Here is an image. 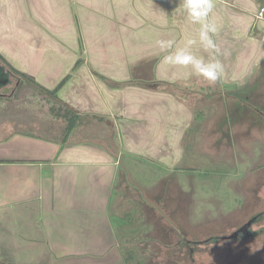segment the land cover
I'll use <instances>...</instances> for the list:
<instances>
[{
    "label": "crops",
    "instance_id": "obj_1",
    "mask_svg": "<svg viewBox=\"0 0 264 264\" xmlns=\"http://www.w3.org/2000/svg\"><path fill=\"white\" fill-rule=\"evenodd\" d=\"M38 1L40 0H30V11L25 7L20 9L18 29L10 24L11 20L0 14V38L3 37L4 41L15 40L14 47L7 46L8 49L3 50L0 46V55L15 69L31 76L37 84L48 90L54 89L69 75L57 92L58 101L69 104L72 108L80 107L79 109L89 113L102 112L109 120L113 117L125 118L124 125L127 122L129 124L122 130L124 145L131 146L132 152L156 157L159 162L167 160L169 166L176 160H182L184 150L181 145L185 143L184 138L192 128V121L197 118L189 98L193 97V103L200 105L199 98L203 97L204 102H210L211 107L214 97H217L227 109L224 112H229L234 118L240 112L234 106L242 98L240 91L243 92V88L254 78L262 64L252 62L254 56L261 55L264 59V47L259 46L264 42L260 37H264V14L261 18L257 17L258 8L252 0H214V9L209 18L218 29L213 39L220 49L218 59L223 66L220 78L214 84L195 75L190 66L185 68L165 64L162 59L165 53H160L156 45L159 39H172L173 47L168 51L173 52L188 39L196 38L199 27L187 19L180 7L182 0H137L135 6L131 0L128 4L122 0H114L117 2L112 9L106 7L108 3L105 5L104 0H77L86 7L89 16L95 15L99 19L96 23L106 24L113 33L120 36V45L116 50L121 52L120 57L109 64V52L104 51L102 55L98 53L101 57L90 55L85 41L82 53L84 62L74 69L76 63L72 67L71 65L76 61L75 55L59 59L58 50L61 47L56 41L49 39L45 31L56 24L69 26V37L63 38V41H74L75 21L69 16H66L68 21L65 16L59 18L54 7H42ZM39 18L51 25L43 24V29ZM78 22L76 18V23ZM80 22L82 30L79 28L78 32L87 33L88 43L103 38V33L97 29L96 24L92 25L93 29L89 30V34L85 25L88 21L80 19ZM252 22L259 33L252 30L256 27H251ZM145 32L149 33L151 41L138 42L140 35ZM228 49L234 51L230 52ZM238 49L241 53L242 50L245 52L247 62L241 59L235 64L232 59L228 66L224 64L222 57L227 53L237 56ZM191 51L206 61L213 55L199 44L194 45ZM57 59L63 62L62 69L58 66ZM68 60L70 61L66 63ZM107 63L110 66L102 71ZM263 68L260 75L264 77ZM119 70L128 73H122L121 79H115ZM105 71L112 73L106 75ZM4 73L9 77L10 74L2 69V79ZM63 75L65 76L61 78ZM97 75H105L115 79L114 81L132 82L134 85L130 86L129 91H125L126 101L124 98L117 100V95H123L122 90L112 93L106 79L91 78ZM154 78L163 82L161 90L156 85H139L142 80ZM175 86L180 88L181 95L171 89ZM34 89L37 94L49 99L51 106L54 101L57 104L56 100L43 91L36 87ZM107 96L115 101L109 112L105 102ZM216 112L212 111L205 116L208 128L210 124L207 118L212 119L213 124ZM50 113L52 114L51 111ZM222 114L224 118L228 115ZM52 115L51 118L54 116L55 119L58 117L64 120L63 117ZM28 123L14 122L13 114L0 109V264L133 262L128 260V256L133 257L135 251L131 247H138L139 241L125 240L124 230L133 232L134 229L130 227L135 221L138 223L140 217L134 220L132 216H145L150 210L135 207L123 214L116 207L110 206V200L115 202L116 194L119 195L118 204L121 203V198H126L130 204L136 202L133 197L134 189L125 187V179L118 174V147L113 148L116 152L112 153L109 151L111 147L101 141L75 139V127L67 137L63 134L61 138L48 137L38 127V123L34 126L31 122ZM223 124L227 127L226 121L223 120ZM214 128L215 131L222 129L219 128L217 119ZM195 135L197 143L200 136L197 133ZM148 223H143L146 232L144 235L149 231ZM135 230L138 236L140 229ZM143 240L149 241L148 235ZM152 245L153 242L150 246ZM159 246L166 247L162 243ZM124 247L130 249L126 250ZM152 254H155L153 250Z\"/></svg>",
    "mask_w": 264,
    "mask_h": 264
},
{
    "label": "rangeland",
    "instance_id": "obj_2",
    "mask_svg": "<svg viewBox=\"0 0 264 264\" xmlns=\"http://www.w3.org/2000/svg\"><path fill=\"white\" fill-rule=\"evenodd\" d=\"M104 1L105 5L108 3L106 7L112 9L118 0ZM122 1L130 3V0ZM131 1L134 6L137 4V0ZM252 1L258 8L257 12L260 8H264V0ZM79 2L77 0L38 1L42 7H50V5L54 7L59 18L69 16L72 21H75L74 38L76 39L70 42L63 41V38L69 37L67 33L69 26L56 24L55 27H50L51 30L45 26L46 30L48 29L45 33L49 39L56 41L61 47L58 50V58L63 59V56L72 58L75 55L76 61L71 67L77 61L78 63L84 62L82 53L86 41L90 55L100 56L99 54L109 52L108 63L113 64L112 61L120 57L121 51L116 50L120 45V36L113 33L106 24L96 23L95 21L99 19L95 15L89 16L86 7ZM23 7L30 11V0H0V14L11 20L10 24L16 26L17 29L20 24V9ZM76 18L78 23H76ZM80 19L88 21L85 25L89 34V30L93 29L92 25L96 24L97 29L102 31L103 38L88 43L87 33L78 32L79 28L82 30ZM66 21H68L67 18ZM39 22L43 29V24H50L43 18H39ZM196 26L199 27V25ZM254 26L256 25L252 22L251 27ZM252 30H255L254 33H259L257 26ZM260 37L264 40V37ZM139 39L138 42L141 43L151 41L149 33L146 32L141 34ZM14 43L15 40L6 39L4 41L3 37L0 38V46L3 50L8 49L7 46L14 47ZM259 46L263 48L264 42ZM228 51L231 52L234 49H228ZM236 55L230 56L227 53L222 57L225 60L224 64L228 66L232 59L235 60V64L241 59L247 62L243 50L242 53L239 49L236 50ZM262 58L261 55L254 56L252 62L256 61L257 64L262 62V64L258 67L254 78L243 88V92L240 91L242 98L234 103L240 112L235 114L234 118L229 112H224L227 109L217 97H214L215 103L212 101L211 107L210 102H204L203 97L199 98L200 105L193 103V97L189 98L191 107L196 110L197 118L192 121V128H194L188 130L184 138L185 143L181 145L184 150L182 160L174 161L171 166L168 165L167 160L159 162L156 157L132 152L131 146L124 145L122 130L129 124L127 122L124 125L125 118L113 117L109 120L102 112L89 113L79 109L80 107H73L75 111L80 112L73 137L95 142L101 141L104 145L111 147L109 151L112 153L116 152L113 148L118 147V174L125 179L124 186L132 187L135 191L133 195L135 203L130 204L126 198H121V203L118 204L119 195L116 194V200L114 202L111 199L110 206L116 207L123 214H126L129 208L134 209L135 207L140 210H150L148 215L132 216L134 220L140 217V221L138 223L135 221V224L130 227L134 229L133 232L128 233L124 230L125 240L139 241L138 247H131L132 251H135L133 257L128 256V260H133V262L126 264H264V77L260 75L264 66ZM57 61L62 69L63 62L58 59ZM108 63L102 71L110 66ZM3 68L8 73L7 67ZM123 71L119 70L115 79H121L125 74ZM105 73L109 75L112 72L105 71ZM91 78L104 81L106 79L109 90H113L112 93L122 90L123 95H117V100L124 98L126 101L125 91H129L130 86L134 85L131 82L133 80L130 81L131 83L114 81L115 79H110L105 75ZM154 79L142 80L139 85L141 87L156 85L161 90L163 82ZM5 82L0 83V109L3 108L13 114L14 122H31L33 126L38 123V127L45 131V136L61 138L66 122L58 117L55 119L50 113L49 99L37 94L33 86L19 83V80L11 74L5 77ZM171 89L178 92L177 95H181L178 86ZM105 102L107 112L112 111L114 99L107 96ZM186 102L189 104L188 101ZM210 110L217 112L214 115L213 124L212 119L207 118L210 124L208 128L204 118L212 112ZM222 113H228V115L224 118ZM171 114L174 116V113ZM216 119L219 128H222L219 131H215L214 128ZM171 120L173 121L172 118ZM223 120L226 121L227 127H224ZM196 133L200 136L197 143ZM145 204L147 206H144ZM250 217L259 219L251 226L254 237L244 236L230 239V234L235 228ZM144 218L147 223L149 221L147 232L149 241L146 242L143 240L147 238V235H144L146 234L145 226H143ZM150 226H152L151 230ZM137 228L140 229L138 236L135 230ZM184 240H190V242L185 245ZM152 242L153 247L150 246ZM161 243L166 247H160ZM124 248L130 249L129 247Z\"/></svg>",
    "mask_w": 264,
    "mask_h": 264
},
{
    "label": "clouds",
    "instance_id": "obj_3",
    "mask_svg": "<svg viewBox=\"0 0 264 264\" xmlns=\"http://www.w3.org/2000/svg\"><path fill=\"white\" fill-rule=\"evenodd\" d=\"M181 9L186 13L187 19L195 25H199L196 38L188 39L182 47L175 51L168 50L173 47L172 39H159L156 45L163 55V62L170 66L191 67L192 72L204 78L210 84H214L223 71V66L218 59L220 49L213 39L218 29L209 17L214 9V0H182ZM199 44L206 51H211L213 55L209 60L198 58L191 51L194 45Z\"/></svg>",
    "mask_w": 264,
    "mask_h": 264
},
{
    "label": "trees",
    "instance_id": "obj_4",
    "mask_svg": "<svg viewBox=\"0 0 264 264\" xmlns=\"http://www.w3.org/2000/svg\"><path fill=\"white\" fill-rule=\"evenodd\" d=\"M78 65L79 63L77 61L73 68L75 69ZM3 67H7L8 73H10L15 78H17V80H19V83H25V82L30 83L37 89L49 95L52 99L56 100L57 104L55 105L54 104L55 101H54L53 105L50 108V111L52 112L53 115L63 117L64 120L66 121V126L64 128L63 136L67 137L70 134V132L73 130V128L76 127L77 120L80 117L79 113L75 111L73 108L57 100V92L65 84V82L69 78V75L64 77V79H62L61 82L54 89L48 90L37 84L31 76L15 69L3 56L0 55V77H2V69H4ZM4 81H5V77L4 79H2L0 83H3Z\"/></svg>",
    "mask_w": 264,
    "mask_h": 264
},
{
    "label": "flooded vegetation",
    "instance_id": "obj_5",
    "mask_svg": "<svg viewBox=\"0 0 264 264\" xmlns=\"http://www.w3.org/2000/svg\"><path fill=\"white\" fill-rule=\"evenodd\" d=\"M4 77H6V74L4 75ZM1 78H3V77H1ZM1 81L2 80H0V82ZM257 220H259V219H257L256 217L247 218L244 222H242L239 226H237L235 228V230L230 234V239H238V238L244 237V236L254 237V232L251 230V226L254 225L257 222ZM245 226H246V229L244 228ZM232 235H236V237L232 238L231 237ZM211 239H213V238H211ZM189 242H190V240H184L185 245ZM196 243H198V242H196Z\"/></svg>",
    "mask_w": 264,
    "mask_h": 264
},
{
    "label": "built area",
    "instance_id": "obj_6",
    "mask_svg": "<svg viewBox=\"0 0 264 264\" xmlns=\"http://www.w3.org/2000/svg\"><path fill=\"white\" fill-rule=\"evenodd\" d=\"M263 14H264V8H260L258 13H257V17L261 18V17H263Z\"/></svg>",
    "mask_w": 264,
    "mask_h": 264
},
{
    "label": "water",
    "instance_id": "obj_7",
    "mask_svg": "<svg viewBox=\"0 0 264 264\" xmlns=\"http://www.w3.org/2000/svg\"><path fill=\"white\" fill-rule=\"evenodd\" d=\"M244 228L246 229V226H245ZM231 237H232V238H233V237H236V235H232Z\"/></svg>",
    "mask_w": 264,
    "mask_h": 264
}]
</instances>
